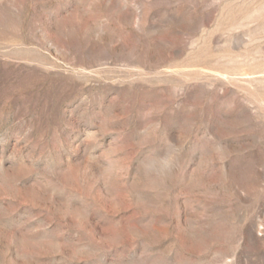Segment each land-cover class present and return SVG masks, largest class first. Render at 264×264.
Masks as SVG:
<instances>
[{"label":"rangeland","instance_id":"rangeland-1","mask_svg":"<svg viewBox=\"0 0 264 264\" xmlns=\"http://www.w3.org/2000/svg\"><path fill=\"white\" fill-rule=\"evenodd\" d=\"M0 264H264V0H0Z\"/></svg>","mask_w":264,"mask_h":264}]
</instances>
